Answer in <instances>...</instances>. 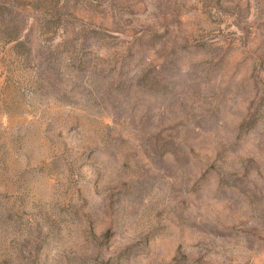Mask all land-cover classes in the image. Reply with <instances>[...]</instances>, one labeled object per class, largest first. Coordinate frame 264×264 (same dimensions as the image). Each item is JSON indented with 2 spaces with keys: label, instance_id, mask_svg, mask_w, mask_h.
<instances>
[{
  "label": "rangeland",
  "instance_id": "obj_1",
  "mask_svg": "<svg viewBox=\"0 0 264 264\" xmlns=\"http://www.w3.org/2000/svg\"><path fill=\"white\" fill-rule=\"evenodd\" d=\"M0 264H264V0H0Z\"/></svg>",
  "mask_w": 264,
  "mask_h": 264
}]
</instances>
